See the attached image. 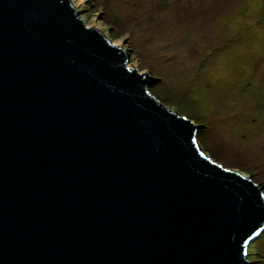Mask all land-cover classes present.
<instances>
[{
    "label": "water",
    "instance_id": "95a60500",
    "mask_svg": "<svg viewBox=\"0 0 264 264\" xmlns=\"http://www.w3.org/2000/svg\"><path fill=\"white\" fill-rule=\"evenodd\" d=\"M128 63L70 0H0V264H254L263 187Z\"/></svg>",
    "mask_w": 264,
    "mask_h": 264
},
{
    "label": "rangeland",
    "instance_id": "374dc122",
    "mask_svg": "<svg viewBox=\"0 0 264 264\" xmlns=\"http://www.w3.org/2000/svg\"><path fill=\"white\" fill-rule=\"evenodd\" d=\"M70 2L150 79L149 94L199 126L209 159L264 194V0ZM247 252L264 264V231Z\"/></svg>",
    "mask_w": 264,
    "mask_h": 264
},
{
    "label": "trees",
    "instance_id": "16d2710c",
    "mask_svg": "<svg viewBox=\"0 0 264 264\" xmlns=\"http://www.w3.org/2000/svg\"><path fill=\"white\" fill-rule=\"evenodd\" d=\"M182 116H184V115H182ZM185 117V116H184Z\"/></svg>",
    "mask_w": 264,
    "mask_h": 264
},
{
    "label": "bare ground",
    "instance_id": "6f19581e",
    "mask_svg": "<svg viewBox=\"0 0 264 264\" xmlns=\"http://www.w3.org/2000/svg\"><path fill=\"white\" fill-rule=\"evenodd\" d=\"M116 45V44H115Z\"/></svg>",
    "mask_w": 264,
    "mask_h": 264
}]
</instances>
